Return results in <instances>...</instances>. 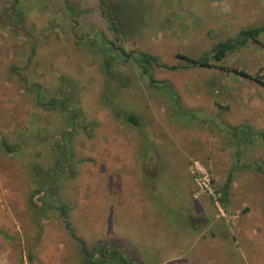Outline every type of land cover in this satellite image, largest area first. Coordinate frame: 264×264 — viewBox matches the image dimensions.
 I'll use <instances>...</instances> for the list:
<instances>
[{
  "label": "rangeland",
  "instance_id": "rangeland-1",
  "mask_svg": "<svg viewBox=\"0 0 264 264\" xmlns=\"http://www.w3.org/2000/svg\"><path fill=\"white\" fill-rule=\"evenodd\" d=\"M106 2L0 0V264H264V86L182 58L264 77V0Z\"/></svg>",
  "mask_w": 264,
  "mask_h": 264
},
{
  "label": "trees",
  "instance_id": "trees-1",
  "mask_svg": "<svg viewBox=\"0 0 264 264\" xmlns=\"http://www.w3.org/2000/svg\"><path fill=\"white\" fill-rule=\"evenodd\" d=\"M101 3H102V6L105 8V5H107L106 0H101ZM107 17H108L110 23L113 25L114 30L117 29V24L115 22L116 19L114 18V16H112V14H109V15H107ZM263 33H264V27L260 28L258 30L256 29V30L242 31V33L240 34V36L237 39H232V40H229L228 42L219 44L216 47V49H214V51H213L214 58L217 61H222L227 56V54L243 48L248 43H250V41H253L255 44H261L260 43V35H262ZM143 57H144V59H143L144 62L152 61V62L158 64V59L151 56V55H145ZM182 58L186 59L189 62V65H190L189 67H206V68L221 69V70L226 71L230 74H235V75L243 77L245 79L253 80V81L264 86V77L253 75V74H251L245 70H240L237 68H231L228 66L227 67L226 66H217L215 64H211L210 60L208 58L191 59V58H188L185 56H182ZM142 65L140 64L141 67H142ZM166 68L172 69V70L178 69L177 67H166ZM145 72L146 71H144V73ZM6 149L9 152L13 151L9 147L8 148L6 147ZM37 194H38L37 192L32 194V202L33 203L38 199ZM222 202L226 203V196L222 199ZM42 204L45 205V202H42Z\"/></svg>",
  "mask_w": 264,
  "mask_h": 264
},
{
  "label": "crops",
  "instance_id": "crops-1",
  "mask_svg": "<svg viewBox=\"0 0 264 264\" xmlns=\"http://www.w3.org/2000/svg\"><path fill=\"white\" fill-rule=\"evenodd\" d=\"M229 129H230L229 134L236 141L237 148H241L243 146L250 145V144L253 143L254 139L257 140L261 136V132L260 131L254 130V128L252 126H250V125H248L246 123L245 124H242V125H239V126H236V127H230ZM242 137H244V139H242ZM249 137H251V138H249ZM4 145H6L9 148H11L5 142H3V146ZM6 146H4V147L6 148ZM13 152H15V150H13L10 153H13ZM192 158H196V155H193V157L189 158V160H191ZM189 160L186 161V162H189ZM231 183H232V175L230 174L228 176V179L226 181V184L222 188L225 196H228V192H229V188L231 186ZM226 203H227V198H226Z\"/></svg>",
  "mask_w": 264,
  "mask_h": 264
},
{
  "label": "built area",
  "instance_id": "built-area-1",
  "mask_svg": "<svg viewBox=\"0 0 264 264\" xmlns=\"http://www.w3.org/2000/svg\"><path fill=\"white\" fill-rule=\"evenodd\" d=\"M195 185L197 192L195 195L196 198L209 192L216 199V195L213 192L212 179L207 171L202 170L195 175ZM220 211L223 213V215H225L221 208Z\"/></svg>",
  "mask_w": 264,
  "mask_h": 264
}]
</instances>
